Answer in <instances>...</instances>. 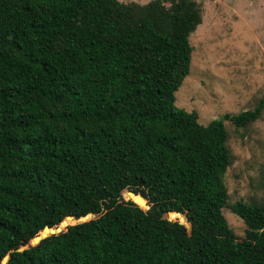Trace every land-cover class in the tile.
Here are the masks:
<instances>
[{"label": "trees", "instance_id": "trees-1", "mask_svg": "<svg viewBox=\"0 0 264 264\" xmlns=\"http://www.w3.org/2000/svg\"><path fill=\"white\" fill-rule=\"evenodd\" d=\"M201 22L197 0H0V263L264 264V203L230 204L241 239L222 212L224 119L264 97L175 106Z\"/></svg>", "mask_w": 264, "mask_h": 264}, {"label": "rangeland", "instance_id": "rangeland-1", "mask_svg": "<svg viewBox=\"0 0 264 264\" xmlns=\"http://www.w3.org/2000/svg\"><path fill=\"white\" fill-rule=\"evenodd\" d=\"M197 1L202 22L189 36V72L175 91V106L197 112L198 121L207 124L253 109L264 97V0ZM224 124L230 164L224 175L228 204L222 212L241 239L246 226L230 204L239 199L264 203V108L244 127L225 119Z\"/></svg>", "mask_w": 264, "mask_h": 264}, {"label": "water", "instance_id": "water-1", "mask_svg": "<svg viewBox=\"0 0 264 264\" xmlns=\"http://www.w3.org/2000/svg\"><path fill=\"white\" fill-rule=\"evenodd\" d=\"M139 196V195H138ZM146 201V200H145ZM147 208H145L144 210H147ZM174 213H177V214H180L179 212H174ZM181 215V214H180ZM87 217L89 216H86L84 217V219H87ZM68 219H73L74 218L72 216H66L64 221L62 222L61 226L57 227V228H49V227H45L42 231L38 232L30 241L29 245H35L37 244L41 239L45 238L46 236L50 235V234H54V233H58L61 231L62 228H64L67 224H70ZM8 254L5 255L1 261L0 264H6L7 260H8Z\"/></svg>", "mask_w": 264, "mask_h": 264}]
</instances>
